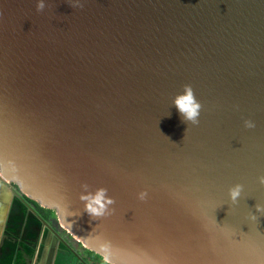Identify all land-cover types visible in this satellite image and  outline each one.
Returning a JSON list of instances; mask_svg holds the SVG:
<instances>
[{
    "label": "water",
    "instance_id": "water-1",
    "mask_svg": "<svg viewBox=\"0 0 264 264\" xmlns=\"http://www.w3.org/2000/svg\"><path fill=\"white\" fill-rule=\"evenodd\" d=\"M262 177L264 0H0V181L58 238L110 264H264Z\"/></svg>",
    "mask_w": 264,
    "mask_h": 264
},
{
    "label": "crops",
    "instance_id": "crops-1",
    "mask_svg": "<svg viewBox=\"0 0 264 264\" xmlns=\"http://www.w3.org/2000/svg\"><path fill=\"white\" fill-rule=\"evenodd\" d=\"M20 197L0 181V264H72L74 255L50 223Z\"/></svg>",
    "mask_w": 264,
    "mask_h": 264
},
{
    "label": "clouds",
    "instance_id": "clouds-1",
    "mask_svg": "<svg viewBox=\"0 0 264 264\" xmlns=\"http://www.w3.org/2000/svg\"><path fill=\"white\" fill-rule=\"evenodd\" d=\"M44 8V0H37V9ZM172 104L180 114L182 121L191 122L192 124L198 123V117L200 114L201 104L195 98L193 90L190 85L185 84L182 86V91L177 92L172 97ZM246 127H252L253 122L245 120ZM261 182L264 183V177L261 178ZM85 193L81 198L85 201L84 211L90 216H97L105 214L108 209V205L112 203L111 197L107 195V190L103 187L95 189V191H87V185L83 186ZM241 185L235 184L229 188V198L236 202L237 197L241 194ZM257 212H264V206L257 205Z\"/></svg>",
    "mask_w": 264,
    "mask_h": 264
},
{
    "label": "rangeland",
    "instance_id": "rangeland-1",
    "mask_svg": "<svg viewBox=\"0 0 264 264\" xmlns=\"http://www.w3.org/2000/svg\"><path fill=\"white\" fill-rule=\"evenodd\" d=\"M12 186H14L12 184ZM42 207V206H41ZM45 208V207H43ZM50 225L52 227H54L53 224L50 223ZM55 228V227H54ZM61 236V238H58L61 242H63L66 247L68 248V250L74 255V259L72 260V264H85L82 262V259L80 258V255H79V247L82 246L80 243H78L79 245H75V243H71L72 241H70L69 239V235L68 233L66 232L65 229H60V231L58 232Z\"/></svg>",
    "mask_w": 264,
    "mask_h": 264
},
{
    "label": "flooded vegetation",
    "instance_id": "flooded-vegetation-1",
    "mask_svg": "<svg viewBox=\"0 0 264 264\" xmlns=\"http://www.w3.org/2000/svg\"><path fill=\"white\" fill-rule=\"evenodd\" d=\"M15 187V186H13ZM30 205L33 206V208L37 210V208L31 203L29 202ZM41 215V214H40ZM43 217V215H41ZM46 221H48L49 223L53 224L54 225V221H55V215L53 214L51 217H43ZM55 227V225H54ZM55 230L58 231L57 227H55ZM73 243V242H71ZM86 249L87 248H83L82 246L79 247V255H80V258L82 259V262L85 263V264H106L107 262L103 261L102 258L101 259H97L96 257H92V255H88L86 253Z\"/></svg>",
    "mask_w": 264,
    "mask_h": 264
},
{
    "label": "trees",
    "instance_id": "trees-1",
    "mask_svg": "<svg viewBox=\"0 0 264 264\" xmlns=\"http://www.w3.org/2000/svg\"><path fill=\"white\" fill-rule=\"evenodd\" d=\"M15 186V185H14ZM15 188H17L15 186ZM24 197V199L28 202H31L38 210V212L43 215V217L47 218V217H51L54 214V211L52 209H48V208H43L41 207L36 201L26 197L25 195H22ZM86 253L88 255H92V257H96L97 259H101L102 257L95 253L94 251L90 250V249H86ZM106 264H110V263H106Z\"/></svg>",
    "mask_w": 264,
    "mask_h": 264
}]
</instances>
